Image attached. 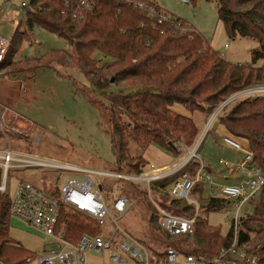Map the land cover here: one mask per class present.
<instances>
[{
    "label": "trees",
    "instance_id": "1",
    "mask_svg": "<svg viewBox=\"0 0 264 264\" xmlns=\"http://www.w3.org/2000/svg\"><path fill=\"white\" fill-rule=\"evenodd\" d=\"M81 1L30 0L24 8L27 30L45 29L64 39L71 51L13 62L24 39L17 29L0 64V78L23 80L55 67L80 72L88 85L74 81L76 91L99 111L116 172L135 175L146 166L143 156H131L134 144L144 149L156 145L180 157L183 147H191L199 134L195 113L208 118L232 95L264 85V66H255L264 60V0H204L216 4L219 20L230 37L258 43L249 65L226 61L196 29L167 14L154 0H86L90 9L80 8ZM141 3L146 7L141 9ZM75 14L80 19L74 18ZM179 26L187 28L181 32ZM96 53L102 58L97 59ZM130 82L135 85H125ZM113 87L119 90L113 91ZM217 122L228 137L253 152L254 162L264 172V96L237 101ZM197 169L198 164L193 163L188 172L193 176ZM120 188L132 207L141 211L146 227L139 241L152 262H163L169 247L185 256L213 260L234 238L232 227L223 236L209 224L208 216L223 211L230 202L212 198L204 184L193 191L199 203L194 235L174 239L159 225L157 211L144 189L130 182L120 183ZM157 202L171 214L195 215L192 205L169 195H158ZM9 203V197L0 194V263L27 264L33 254L10 236ZM69 229L73 242L85 234L101 233L94 221L78 214L71 217ZM238 239L240 246L264 264V188L252 214L239 219Z\"/></svg>",
    "mask_w": 264,
    "mask_h": 264
},
{
    "label": "built area",
    "instance_id": "2",
    "mask_svg": "<svg viewBox=\"0 0 264 264\" xmlns=\"http://www.w3.org/2000/svg\"><path fill=\"white\" fill-rule=\"evenodd\" d=\"M182 5H189L190 0H178ZM29 2H24L25 8ZM80 8L90 9L86 0H82ZM144 3L140 8H144ZM151 14L153 10H150ZM74 18L80 19L75 14ZM162 21V20H161ZM160 21V22H161ZM180 27V26H179ZM187 27L178 30L185 31ZM11 40L0 37V64L10 50ZM2 71H0V76ZM264 96L261 87L249 88L238 92L220 104L210 115L203 129L195 138L191 147H183L181 162L171 169H155L153 166L142 168L135 175L119 172H102L82 169L67 163L43 158L35 154L14 151L12 148L0 149V194L9 197V212L25 222L28 226L50 237L54 242L51 251L46 252L37 260L38 264H259L256 257L250 255L240 246L238 239L239 219L252 214L253 205L261 198L264 188V172L254 162L253 152L241 141L232 137H223V144L244 155V160L235 165L220 161V165L243 174L246 179L234 186H221L214 183L207 171V166L200 156L202 146L212 131V124L221 113L239 100ZM9 113L10 118L5 114ZM35 125L23 119L19 114L9 109L3 113L0 132L9 136L14 134L20 137L32 138ZM34 130V131H33ZM39 141V138H36ZM198 164L195 175L191 176L188 168L191 164ZM28 171L30 178L39 175L53 174L59 176L56 186L44 189L31 181L18 180L12 197L9 194L10 173ZM92 176L103 180L98 188L94 187ZM130 182L140 186L147 193V197L155 207L159 225L171 238L193 236L195 222L199 214V203L193 191L199 184L207 186L212 198L226 200L234 205L232 219L226 218V223L233 228L234 238L231 244L220 251L213 260L197 259L185 256L173 247L166 251L163 262H152L150 253L143 244L121 230L117 220L109 210L104 194L113 192L120 183ZM158 195H169L177 201L187 202L195 209L193 217H184L171 214L159 206ZM230 206V205H229ZM132 203L124 196L119 195L112 208L118 217L126 215ZM78 214L94 221L100 228L97 235H83L77 242L71 241L70 219ZM117 235H121L118 239ZM101 261H95V260ZM94 260V261H90Z\"/></svg>",
    "mask_w": 264,
    "mask_h": 264
},
{
    "label": "rangeland",
    "instance_id": "3",
    "mask_svg": "<svg viewBox=\"0 0 264 264\" xmlns=\"http://www.w3.org/2000/svg\"><path fill=\"white\" fill-rule=\"evenodd\" d=\"M154 1L158 2L167 14L186 22L188 28L196 29L210 48L226 61L240 65L252 63L251 51L259 46L258 43L240 36L230 37L219 20L216 4L204 0H195L189 5H182L178 0ZM23 2H30V0H12L9 7H7L8 2H6V7L2 6V12L8 9L11 15L19 16L17 18L19 19L18 25H22L23 32L21 34H24V39L12 61L21 63V61L41 58L51 53L71 51L68 43L55 34L39 27L30 33L24 27L25 25L22 23L25 13V9L22 7ZM11 15L6 20L3 18L2 25H0V36L12 40L17 25L12 23L7 26L10 21H13ZM95 57L97 59L102 58L100 53H96ZM255 66H264V60L258 61ZM67 74L72 78H69ZM22 81L25 82L27 91L35 89L32 94L36 101L30 102L28 104L30 105L29 108L25 107L26 101H23L19 111L29 116L31 120L39 125L35 128V131L33 130L32 138L23 140L20 139L23 137L17 135L7 136L1 133L0 149L12 148L14 151H29L36 156L67 163L82 169L102 172L116 171V160L111 148L110 138L102 130L98 109L93 107L76 91L74 81L81 85L87 84L80 72L55 67L53 70L45 69L40 73L28 76ZM133 83L130 82L125 85H135ZM259 87L263 91L264 85H257L252 88ZM112 90L118 91L119 89L113 87ZM235 103H232L231 106ZM23 111L29 112L24 113ZM209 118L210 116L207 118L201 115L193 118L198 126L199 133H202ZM219 129V122H213L212 131L202 146L200 156L206 165L214 169L213 178L215 180L213 179V182H217L216 184H221V186H227L230 182L223 178L225 175L229 176L230 173L227 171L228 168L219 165L220 161L235 164L244 160V155L222 144V138L227 136L228 133ZM36 138H39V141H36ZM130 154L132 157L143 156L147 168L153 166L155 169H171L181 162L180 157L175 158L156 145H151L146 149L136 144L131 145ZM29 175L28 171L10 173L8 194L10 197L14 194L18 180L31 181L35 185L48 189L56 186V179L59 178V176L53 174L43 175L42 177L39 175L38 178H30ZM92 179L95 188L104 183L98 177L92 176ZM121 194L122 188L118 185L115 186L113 192L104 194L110 213L116 217L115 219L123 232L136 240H140L146 227L145 221L140 216V209L135 205L126 215L118 217L112 208L115 199ZM233 209L234 205L230 204L223 211L211 213L208 216L209 224L219 228L223 236H227L229 233L230 225L226 223V218L232 219ZM11 227V238L33 254L27 264H38V258L54 247V241L50 237L28 226L22 220L12 217ZM117 238L120 239L121 235H117ZM95 261L101 260L97 259Z\"/></svg>",
    "mask_w": 264,
    "mask_h": 264
},
{
    "label": "crops",
    "instance_id": "4",
    "mask_svg": "<svg viewBox=\"0 0 264 264\" xmlns=\"http://www.w3.org/2000/svg\"><path fill=\"white\" fill-rule=\"evenodd\" d=\"M11 1L12 0H0V25H2L1 22H2L3 18H5V20H6L8 18V16L11 15L10 10H8V9L5 12H2V6L4 5L6 7V2H8L7 4H9V5H7V7H9ZM156 4L160 7V4L158 2H156ZM11 17L13 18L12 19L13 21H10V23L7 24V26L14 23V25H17V27H16L17 29L21 28L20 32L22 33L23 32L22 27H21L22 25H20V26L18 25L19 19H17V18L19 16L18 15H11ZM25 21H26V14L24 13V18L22 20V23L25 25L24 27H26ZM26 29H27V27H26ZM34 29L32 31H29V32L32 33L34 31ZM9 40H11V39H9ZM25 88H26V84L22 80H10V79L0 78V124H1V118H2L3 113L6 111V109H9V110L19 114L23 119L33 123V125H35V127L37 128V126L39 124H37L36 122L31 120L29 118V116H26L25 114H23L19 111L21 109V106H22L21 104L23 103V101H26L25 107H28V108L30 106V105H28L30 102L36 101L34 95L32 94V91H35V89L33 88V89H30V91L29 90L27 91ZM25 90H26V92H25ZM23 112L27 113L29 111H23ZM197 115H201L202 117H204L200 113H195L193 115V118L197 117ZM5 117L10 118V114L6 113ZM196 126H197V124H196ZM197 128H198V126H197ZM219 130L223 131L224 129L222 127H220ZM222 144H223V138H222ZM231 164L235 165L236 163L235 164L231 163ZM219 165H220V163H219ZM206 166H207L208 173L213 178V174L215 173L214 169L209 165H206ZM227 171H228V173H230V175L229 176L225 175L223 178V179L227 180L228 182H230L227 185L234 186V185H237L238 183H240L246 179V177L243 174L237 173L234 170H228L227 169ZM219 173H221V172H219ZM219 185H221V184H219ZM11 222H12V217L10 218V231L12 228Z\"/></svg>",
    "mask_w": 264,
    "mask_h": 264
},
{
    "label": "water",
    "instance_id": "5",
    "mask_svg": "<svg viewBox=\"0 0 264 264\" xmlns=\"http://www.w3.org/2000/svg\"><path fill=\"white\" fill-rule=\"evenodd\" d=\"M113 82V81H112Z\"/></svg>",
    "mask_w": 264,
    "mask_h": 264
}]
</instances>
